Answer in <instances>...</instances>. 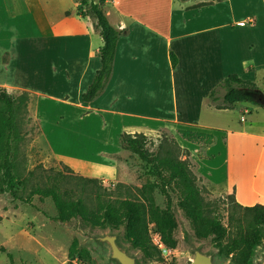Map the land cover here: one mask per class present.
I'll return each instance as SVG.
<instances>
[{"label":"rangeland","instance_id":"obj_1","mask_svg":"<svg viewBox=\"0 0 264 264\" xmlns=\"http://www.w3.org/2000/svg\"><path fill=\"white\" fill-rule=\"evenodd\" d=\"M179 1L181 2L142 0L141 5L143 11L158 25L159 30H167L169 26L166 23L170 22V16L173 13L176 16V11L180 10ZM215 1L220 0H194V4L204 8ZM199 2L202 3L198 4ZM231 5L234 8V15L219 17L220 21L214 20L218 23L214 24V27L221 26L219 23L223 24L222 21L237 22L244 19L248 24V17L254 19L253 28L237 27L238 30L233 34L239 46L253 42L250 61L253 63L254 71L250 76H245V79L253 82L257 89L247 94L248 101L237 103L223 112L183 107L178 75L175 79L170 78L160 60L161 54H158L160 75L165 82L164 94L158 98L162 104V112L146 111L151 115L173 117L175 82L179 116L195 114L203 125L215 130L213 136L218 142L213 151L219 153V156L216 161L203 167L206 172L212 174L214 181H221L226 175L224 161L227 158L229 177L236 180L237 186L225 182L215 184L204 177L198 182V186L204 199L216 208L225 226L228 225V213L231 211L232 202L229 198L232 196L234 202L239 204L235 197L236 190L239 197L246 196V201L256 198L254 189L264 192V0H231ZM103 12L106 15L107 9H103ZM90 20L88 18L85 22L89 23ZM176 34L177 32H173V36ZM157 37L158 42L152 46L153 50L152 48L149 50V55L151 50L154 54L160 53L164 48L165 37L160 34ZM21 47L19 49L21 54H17V58L13 60L5 57L0 61V81L41 89L44 75L43 48L36 46L30 50L26 44ZM239 55L245 60L248 59L245 52ZM150 64L148 61V66ZM231 65L232 63H229V66ZM193 85V79L187 76L186 88L182 90L184 96H186L184 91H192ZM54 86L55 89L58 88L56 83ZM10 92L15 94V91ZM218 96H222V91ZM141 97L149 101L153 95L147 93ZM152 101L157 102L155 98L150 102ZM51 107L55 115L68 108L59 101L51 102ZM35 109L37 111L35 99L29 95L28 102L20 105L16 116L22 139L16 153V169L20 180L24 181L17 189L22 198H25L35 186H48L53 182V178L63 177L66 179L61 188L70 191L74 198L83 196L75 177L96 180L101 200L125 197L127 193L131 197L138 196V190L147 178L146 168L136 156L122 150L118 140H113L112 130L108 127L109 115L90 113L80 117L77 110L68 111L67 114L64 111L66 117L63 122L55 121L46 125L36 117ZM158 123L160 122L153 121L151 126ZM80 130H85L87 135H78ZM141 133L147 136L150 151L155 149L163 133L172 135L165 127L154 129L147 127V130ZM223 133L227 135L226 144L222 140ZM190 159L195 165L194 173L201 176L194 163L196 155L193 157L190 153ZM154 199L159 207H164L165 200L158 191H155ZM172 212L177 223L174 232L177 247L174 250L169 249L168 254L161 252V262H149L125 241L122 229L113 230L107 226L95 228L79 219L61 223L53 220L56 211L49 198L40 200L34 195L30 203H25L23 200L12 199L7 192H0V264H68V251L73 240L77 241V248L81 251L83 257L81 264H117L110 257L108 245L98 240L99 237L106 235H115L119 246L138 264H190L191 254L195 250L210 255L213 264H231L227 258L217 253L212 240H198L194 236L189 221L175 203ZM151 239L156 246L155 242L159 237L152 231ZM71 263L78 264L75 260ZM250 264H264L263 244L254 249Z\"/></svg>","mask_w":264,"mask_h":264},{"label":"crops","instance_id":"obj_2","mask_svg":"<svg viewBox=\"0 0 264 264\" xmlns=\"http://www.w3.org/2000/svg\"><path fill=\"white\" fill-rule=\"evenodd\" d=\"M78 1L0 0V61L5 57L13 60L17 58V54H21L19 49L24 44L28 45L30 50L39 46L43 48L44 54L41 89L2 81L0 89H5L13 96L27 92L35 99L36 117L46 125L55 121L63 122L68 111L77 110L80 117L90 113L109 115L110 119H106L110 123L108 127L112 130L113 140H118L122 133L134 134L147 130V127L153 129L165 127L172 132L178 145L187 149L193 157L198 152L207 157L196 158L194 161L202 178L215 184L225 182L236 187V180L229 177L227 158L224 161L226 175L221 181H214L212 174L206 172L203 167L216 161L219 156V153L213 151L218 142L216 137L211 147L200 149L177 134V130L183 129L215 135V130L203 125L195 114L179 116L175 82L174 116H156L149 112H162V104L158 98L164 94L165 82L160 75L158 54H161L160 60L170 78L175 79L178 75L183 107L214 112L229 110L208 107V94L231 74L250 81L245 79V76H250L254 71L253 63L250 61L253 42L239 46L233 34L238 30L237 27L253 28V17L247 18L248 24L244 19L235 21L236 23L229 20L222 21L223 24L219 23L221 25L219 27H214V24H218L214 20L220 21L221 16L234 15L231 0L229 3L227 0L215 1L204 8L197 7L194 0L179 1L180 10L176 11V16L173 13L170 22L166 23L169 28L159 30L158 25L143 11L142 0H105L102 9H107L105 16L108 22L120 31V35L109 81L97 98L83 104L81 95L100 66L98 51L102 46V39L94 26V18L89 15L81 17L77 14ZM200 3L202 2L198 4ZM88 18L91 19L89 23L85 22ZM173 32L177 34L173 36ZM158 34L165 37L164 48L160 53L152 54L153 47L158 42H156ZM244 52L248 55L246 60L239 55ZM170 53L174 54L177 60L174 68L170 63ZM148 61L151 62L150 66ZM229 63L232 65L229 66ZM187 76L193 79L194 85L192 91H184L186 97L182 90L186 88ZM10 91H15V94ZM147 93L152 94V98L157 102H150L152 98L149 101L146 98L142 99L141 96ZM53 101H59L68 107L64 110L66 114L64 111L57 115L53 114L51 107ZM153 121L160 123L151 126ZM86 133L85 130H80L78 135L86 136ZM224 134L222 140L226 144L227 135ZM223 147L227 149L224 145ZM254 190L256 198L252 201H246V196L239 197L236 190L237 202L245 207L264 205V192L260 189Z\"/></svg>","mask_w":264,"mask_h":264},{"label":"trees","instance_id":"obj_3","mask_svg":"<svg viewBox=\"0 0 264 264\" xmlns=\"http://www.w3.org/2000/svg\"><path fill=\"white\" fill-rule=\"evenodd\" d=\"M104 3L105 0H79L77 3V14L81 17L90 14L102 39V46L98 51L100 66L81 95L83 104L97 98L109 81L120 35V31L108 22L102 9ZM169 58L174 68L176 57L170 53ZM256 89L254 83L231 74L211 90L207 105L217 110L231 109L237 103L248 101L247 94ZM220 91L221 97L218 96ZM28 99L27 92L13 96L5 89H0L1 193L7 192L12 199L23 200L25 203H30L34 195L40 200L49 198L56 211L53 220L61 223L79 219L95 228L107 226L113 230L122 229L125 241L149 262L162 260L161 251L152 242L151 231L158 235L167 249L174 250L177 247L173 203L189 221L194 236L198 240H212L217 253L227 258L231 264H250L254 249L261 244L264 246V205L242 207L231 196V211L228 213V225L225 226L216 208L202 196L198 182L203 178L194 173L195 165L190 159V152L180 147L175 138L166 133L162 134L153 151L148 149V138L142 133H122L118 137L119 147L136 156L146 168L147 178L138 190L137 197H131L127 193L125 197L101 200L96 180L75 177L83 196L74 198L70 191L61 188L66 179L63 177L53 178L48 186H35L22 198L17 189L24 181L20 180L16 169V153L22 140L16 116L20 105H25ZM177 134L200 149L209 148L215 143V137L209 133L181 129L177 130ZM196 158L207 159L201 152L197 153ZM155 191L165 200L163 208L155 203ZM8 257L10 258L9 255ZM68 259V264H72L74 260L78 264L83 261L76 240L69 247ZM135 263L138 264L136 260Z\"/></svg>","mask_w":264,"mask_h":264},{"label":"water","instance_id":"obj_4","mask_svg":"<svg viewBox=\"0 0 264 264\" xmlns=\"http://www.w3.org/2000/svg\"><path fill=\"white\" fill-rule=\"evenodd\" d=\"M98 240L108 245L110 257L117 264H136L135 259L119 246L115 235L102 236ZM190 264H213V261L210 255L195 250L191 254Z\"/></svg>","mask_w":264,"mask_h":264},{"label":"built area","instance_id":"obj_5","mask_svg":"<svg viewBox=\"0 0 264 264\" xmlns=\"http://www.w3.org/2000/svg\"><path fill=\"white\" fill-rule=\"evenodd\" d=\"M156 246L158 247V249L162 252V253H169V249H167L161 242L159 239H157V241L155 242Z\"/></svg>","mask_w":264,"mask_h":264}]
</instances>
